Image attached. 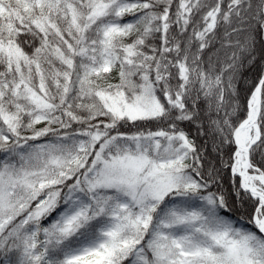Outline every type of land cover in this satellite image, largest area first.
Instances as JSON below:
<instances>
[{
	"label": "snow or ice",
	"instance_id": "6c2138e0",
	"mask_svg": "<svg viewBox=\"0 0 264 264\" xmlns=\"http://www.w3.org/2000/svg\"><path fill=\"white\" fill-rule=\"evenodd\" d=\"M0 264H264V0H0Z\"/></svg>",
	"mask_w": 264,
	"mask_h": 264
},
{
	"label": "trees",
	"instance_id": "16d2710c",
	"mask_svg": "<svg viewBox=\"0 0 264 264\" xmlns=\"http://www.w3.org/2000/svg\"><path fill=\"white\" fill-rule=\"evenodd\" d=\"M260 53L257 52V56L259 57ZM259 63V61H258ZM259 69H260V65H259V68L256 69L254 75L252 77L251 76V70H247L243 73V75L247 78L248 81H251L255 78V75H257L259 73ZM247 85V84H246ZM241 87V86H240ZM248 87V85H247ZM247 87L245 89L242 90L241 94L243 95L246 91H247ZM193 132H195V129L193 128L192 129ZM208 155H211V145L209 144L208 145V152H207ZM222 189L224 190V192L227 194L228 196V199H229V203H230V206L235 210L237 208L240 207L239 205V202L236 200V198L231 195L232 193V188L229 184V174L227 172H224L222 173ZM214 190H218V189H214ZM235 215L240 217V216H243L247 219V216L244 212H241V211H235ZM247 227V225H245Z\"/></svg>",
	"mask_w": 264,
	"mask_h": 264
},
{
	"label": "bare ground",
	"instance_id": "6f19581e",
	"mask_svg": "<svg viewBox=\"0 0 264 264\" xmlns=\"http://www.w3.org/2000/svg\"><path fill=\"white\" fill-rule=\"evenodd\" d=\"M258 61H259V59H258ZM258 61H257V67L255 68V70L250 69V70L252 71L250 77H252V76L254 75L256 69L259 68V63H258ZM246 87H247V85L242 83V84H241V87H240V88H241V92H242V90L245 89Z\"/></svg>",
	"mask_w": 264,
	"mask_h": 264
},
{
	"label": "rangeland",
	"instance_id": "374dc122",
	"mask_svg": "<svg viewBox=\"0 0 264 264\" xmlns=\"http://www.w3.org/2000/svg\"><path fill=\"white\" fill-rule=\"evenodd\" d=\"M248 78V77H247Z\"/></svg>",
	"mask_w": 264,
	"mask_h": 264
}]
</instances>
